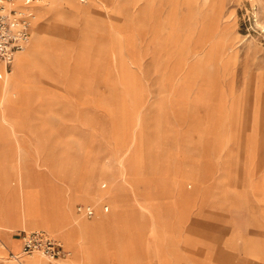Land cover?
<instances>
[{
	"label": "rangeland",
	"instance_id": "rangeland-1",
	"mask_svg": "<svg viewBox=\"0 0 264 264\" xmlns=\"http://www.w3.org/2000/svg\"><path fill=\"white\" fill-rule=\"evenodd\" d=\"M68 5L32 83L0 90L14 193L63 179L74 206L112 201L94 235L116 264H264V0Z\"/></svg>",
	"mask_w": 264,
	"mask_h": 264
},
{
	"label": "bare ground",
	"instance_id": "bare-ground-1",
	"mask_svg": "<svg viewBox=\"0 0 264 264\" xmlns=\"http://www.w3.org/2000/svg\"><path fill=\"white\" fill-rule=\"evenodd\" d=\"M68 6V0H33L29 7V11L31 12L32 16L31 38L27 45L21 51L16 53L11 66L13 72L11 74L7 72L4 78L0 80L1 91L9 92L10 90H15L19 86L24 87L32 83L31 79L33 78H30V74L33 73L36 65L41 64L43 60L42 57L46 55L43 48L47 43V36L49 33L52 34V31L54 32L53 29H57L56 27L54 28L51 26V24H48V22L45 20L49 17H56V15L60 19L65 20L69 15ZM19 189L22 198L21 203H13V206L10 208H0V213L2 215L9 217L18 215V206L16 205H20L23 209L25 220L30 219L40 222V224L47 225H49V223L56 224L62 221V219L56 213V205H53L54 200L51 198V190L49 191L48 187L45 189L41 181H39V188L38 192L36 193L29 192L27 189H25L24 182L22 181L19 182ZM50 198L52 202L50 201ZM50 202L52 205H49ZM110 202L113 203L112 201ZM110 202L108 204L111 205L112 210L109 214L99 209V211L96 212L97 215L95 217V221L87 222L83 219H80L82 224H80L77 229V235H66L65 232H63V235L66 237V239L76 245V248L71 256H66L64 260H62V256L51 259L39 251H33L28 254L22 252L18 255L9 256L11 258V262H8V264H30L33 259H36L35 257H37L40 262L43 261L45 264H48L49 262L53 264L61 263V261H67L70 264H100L103 260L105 261L104 264H116L117 262L115 261V257L114 255L111 256L110 249L108 248L110 247V244L105 242L97 243L95 238L96 235H94L96 229L98 226H101L102 222H105L106 220L109 221L111 218L114 219L113 205ZM131 220H133V218ZM46 227L61 231L57 225ZM135 229V224L131 222L129 224L128 231L132 237H134V235L137 233V230ZM128 246H130V244ZM127 248L129 249V247ZM81 251H83V253H81V255L83 254V258L79 259L77 255ZM155 251L157 250L155 249ZM109 260H112V263H110Z\"/></svg>",
	"mask_w": 264,
	"mask_h": 264
},
{
	"label": "crops",
	"instance_id": "crops-1",
	"mask_svg": "<svg viewBox=\"0 0 264 264\" xmlns=\"http://www.w3.org/2000/svg\"><path fill=\"white\" fill-rule=\"evenodd\" d=\"M1 80V79H0ZM3 123H0V126H2ZM8 134H3L0 133V140L5 139ZM12 136V134H11ZM30 136V135H29ZM31 140V138L29 137ZM23 152H28L30 150L29 148H26V146H23L22 144L18 143L17 146V151L20 154V151ZM1 157V155H0ZM1 164V163H0ZM13 165H10L7 167L5 170V165L1 164L0 165V172L4 174L3 179H0V208H10L13 205L14 201H17L21 203V199L18 195L14 193V183L12 180V172H13ZM53 186H55V193L51 196L53 197L54 204L56 205V213L57 215L62 219L61 222H58L56 224L54 223H49L47 224H41V228L44 229L46 226H53L57 225L58 228L61 229L60 234L56 237L60 241V236L63 232H65L66 235L73 234L74 236L78 234V227L82 222L78 218V212L77 211V206L78 205H86L79 203L76 206H74L75 202L78 201V197L80 196L77 192L76 186L73 182L69 181L68 183L64 184L63 179H55L53 182ZM50 198V201L52 202ZM69 198V199H68ZM50 202L49 205H52ZM67 205V206H66ZM18 215H15L14 217H9L6 215H2L0 213V242L4 241L8 247V255H18L22 253V240L19 237L18 233H15L11 235V233L15 230H26L27 228H32V225H35V222L32 221H25V216L23 215V209L21 208L20 205H16ZM104 205L103 209L104 211L106 210ZM94 209V214L96 212V209L94 206H92ZM0 209V210H1ZM62 232V233H61ZM0 252L1 250L5 249L4 245L0 244ZM65 251H69L70 248H64ZM16 252V253H15ZM83 251H81L77 257L79 259L83 258ZM36 259H33L30 264H45L43 261L40 262L37 257ZM64 256H62V260H64ZM6 260H2V264H5ZM63 262V263H62ZM48 264H53V263H48ZM54 264H70L67 261H61V263H54Z\"/></svg>",
	"mask_w": 264,
	"mask_h": 264
},
{
	"label": "built area",
	"instance_id": "built-area-1",
	"mask_svg": "<svg viewBox=\"0 0 264 264\" xmlns=\"http://www.w3.org/2000/svg\"><path fill=\"white\" fill-rule=\"evenodd\" d=\"M33 0H0V79L11 69L14 57L31 38L32 16L29 6ZM108 209V206H105ZM78 212L87 216L94 214L90 205H78ZM25 254L39 251L48 258L55 259L66 254L62 243L44 229L22 230L18 232ZM5 264H8L5 261Z\"/></svg>",
	"mask_w": 264,
	"mask_h": 264
}]
</instances>
